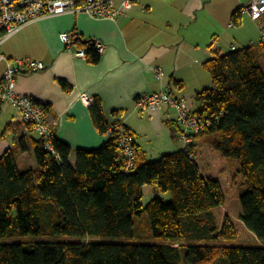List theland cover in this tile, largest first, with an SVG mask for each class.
Segmentation results:
<instances>
[{"label":"trees","instance_id":"16d2710c","mask_svg":"<svg viewBox=\"0 0 264 264\" xmlns=\"http://www.w3.org/2000/svg\"><path fill=\"white\" fill-rule=\"evenodd\" d=\"M241 13L242 7L232 12L233 26L240 25ZM93 42L80 36L72 40L76 48L86 47L92 64L100 57ZM211 52L203 64L211 86L194 96L199 105L195 113L210 125L185 150L146 161L137 148L130 172L123 171L110 137L97 149L75 150L73 166L70 146L53 134L51 150L38 138L31 141L33 169L20 171L12 150L3 153L0 239L10 241L0 243V264H181V253L185 264H213L220 258L227 264H264V41L227 53ZM58 83L63 90L70 88L62 80ZM88 114L95 130L106 135L110 123L98 98ZM176 126L177 135V121ZM17 127L8 125L1 138ZM16 143L21 152L28 150L25 137ZM230 160L239 164L244 193L238 190ZM146 185H153L157 194L169 193L170 199L156 195L144 206ZM144 214L151 235L169 242L125 241L134 237L135 219ZM185 228L197 234L195 243L183 241ZM26 236L46 240L18 241ZM54 237L64 239L49 240ZM209 239L256 245L206 244Z\"/></svg>","mask_w":264,"mask_h":264},{"label":"crops","instance_id":"0c3cea01","mask_svg":"<svg viewBox=\"0 0 264 264\" xmlns=\"http://www.w3.org/2000/svg\"><path fill=\"white\" fill-rule=\"evenodd\" d=\"M251 1L132 0V9L115 21L93 19L83 13L48 17L21 29L0 46V52L8 59H29L45 65L43 71L18 75L14 90L17 95L31 97L48 107V127L70 146L72 166L75 150H94L108 140L107 135L95 130L88 114L89 106L79 98L83 93L92 101L100 100L108 122L115 117L124 118L139 157L149 161L140 136L152 139L155 134L159 138L167 130L163 144L170 146L176 140V113L166 105L159 111L143 113L135 108L134 99L165 91L172 97L190 99L196 110L199 105L194 101L195 93L211 85L203 64L212 58L213 50L229 52L222 51L220 39L233 35L241 48L260 42L259 25L249 15L241 13L240 28L232 27L230 22L232 12ZM70 32L83 40L104 44L97 63L76 58L64 46L60 35ZM231 46L234 45L229 50ZM157 69L162 72V79L156 78ZM4 71L5 65L0 62V79ZM59 80L70 88L63 90ZM173 81L181 85L173 86ZM14 124H18L15 131L5 138L0 136V157L11 149L20 171L33 169L36 161L31 141L37 136L22 123L20 114L8 102H0V134ZM20 137L28 141L26 152L18 148L16 141ZM178 150L180 146L175 151ZM166 153L171 152L158 155Z\"/></svg>","mask_w":264,"mask_h":264},{"label":"built area","instance_id":"2783aa9c","mask_svg":"<svg viewBox=\"0 0 264 264\" xmlns=\"http://www.w3.org/2000/svg\"><path fill=\"white\" fill-rule=\"evenodd\" d=\"M132 0H0V46L21 29L41 19L64 14L83 13L93 19L115 21L132 9ZM250 18L259 25L261 39L264 41V0H253L242 7ZM78 35L75 32L60 35L64 46L70 49L76 58H86V47L74 48L72 40ZM92 48L99 56L104 51V44L93 42ZM235 47L231 46L230 50ZM0 62L4 63L5 71L0 79V102H8L20 114L23 124L30 126L37 138L44 142L46 149H52V133L46 122V110L31 97L19 96L15 93L16 77L23 73L43 71L45 65L40 61L29 59H8L0 52ZM156 78L162 79V72L155 71ZM80 101L90 106L93 101L86 95H79ZM135 108L143 113L159 111L164 105L175 110L179 126L178 140L181 149L185 150L193 144L194 138L202 133L210 121L195 113L192 104L183 97H172L167 92H159L138 96L134 99ZM107 137L116 142L123 171L130 172L137 161V147L133 135L127 130L123 117H115L110 122Z\"/></svg>","mask_w":264,"mask_h":264},{"label":"rangeland","instance_id":"374dc122","mask_svg":"<svg viewBox=\"0 0 264 264\" xmlns=\"http://www.w3.org/2000/svg\"><path fill=\"white\" fill-rule=\"evenodd\" d=\"M244 5H246V3H244ZM243 5V6H244ZM244 15H248L246 12H243ZM242 21L240 23L239 26H233L234 28H240L242 25ZM257 24V23H256ZM249 25V23H247V26ZM247 29V28H246ZM243 31V30H242ZM260 33V32H259ZM261 36V33H260ZM241 37V34H240ZM248 37L244 36V39H247ZM219 40V39H217ZM222 44V51L223 52H227L229 51V46L232 44L234 45L236 48H241L242 45H240L239 43L235 42L233 35H226L225 38L220 39L219 41ZM239 42V41H238ZM246 42V41H245ZM231 43V44H230ZM211 86V85H210ZM189 103L192 104L190 99H187ZM175 114V113H174ZM176 116V114H175ZM167 133V130H165V132L160 134L159 138H156V135L153 134L152 135V139H149L150 136H148V138H144L141 137V141H143L145 143L144 148L147 150V159L148 160H157L161 154V152H172L170 150L175 151L176 148L181 149L182 143L180 140H178L177 136L179 134V132H177L176 135V140L173 142H171L168 145H164L163 144V140H164V134ZM167 154V153H166ZM230 166H231V170H232V174L235 175L236 177V181L238 184V190L240 193H244L247 190V186H245L242 182V178L241 176L237 173V169L239 167V164L236 160H230ZM143 198H142V204L145 206L152 198L153 196L157 195L160 198L168 201L170 199L169 193H155L154 187L153 185H146L143 187ZM134 237L132 239H128L125 240L126 242H132V243H144V244H160V243H164V242H169L167 240L164 239H156L154 238L151 233H150V229H149V224H148V220L146 215H143V218L141 219H135V226H134ZM185 234L188 236H186L183 241L186 243L188 242V244H193L196 242L197 240V234H195V232L190 229V228H185ZM63 237H54L49 239L50 241H54V240H63ZM46 240V238L44 237H30V236H26L23 238H20L18 241H24V242H33V241H44ZM9 239L6 238H2L0 239V243H4V242H9ZM114 242H119L122 240H113ZM206 244H213V245H223L226 247H246V246H254L256 245V242H250V241H241V240H213V239H209V240H205L204 241ZM181 257H182V262L181 264H185L183 261V253H181ZM213 264H227V261L225 258H220L218 259L215 263Z\"/></svg>","mask_w":264,"mask_h":264}]
</instances>
